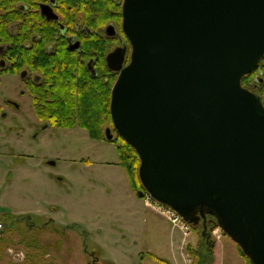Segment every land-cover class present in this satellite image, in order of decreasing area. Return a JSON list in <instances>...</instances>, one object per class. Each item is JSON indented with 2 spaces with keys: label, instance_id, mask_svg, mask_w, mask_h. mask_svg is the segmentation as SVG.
Segmentation results:
<instances>
[{
  "label": "water",
  "instance_id": "95a60500",
  "mask_svg": "<svg viewBox=\"0 0 264 264\" xmlns=\"http://www.w3.org/2000/svg\"><path fill=\"white\" fill-rule=\"evenodd\" d=\"M122 14L111 115L145 190L190 224L216 215L264 264V104L241 83L264 56V0H123Z\"/></svg>",
  "mask_w": 264,
  "mask_h": 264
},
{
  "label": "rangeland",
  "instance_id": "374dc122",
  "mask_svg": "<svg viewBox=\"0 0 264 264\" xmlns=\"http://www.w3.org/2000/svg\"><path fill=\"white\" fill-rule=\"evenodd\" d=\"M118 46L128 53L124 40ZM7 100L21 108L8 105L0 115V264L25 262L43 248V260L59 264H87L84 248L112 264H161L151 254L176 264L174 252L177 264H194L190 248L199 247L201 230L175 227L137 196L115 141L39 119L20 75L1 76L0 103ZM171 225L182 248L171 245ZM217 229L212 236L226 237V261L234 247L238 256L234 240Z\"/></svg>",
  "mask_w": 264,
  "mask_h": 264
},
{
  "label": "trees",
  "instance_id": "16d2710c",
  "mask_svg": "<svg viewBox=\"0 0 264 264\" xmlns=\"http://www.w3.org/2000/svg\"><path fill=\"white\" fill-rule=\"evenodd\" d=\"M48 1L0 0V44L6 46L13 61H19L17 68L45 77L43 86L31 89L41 120L63 128L79 126L98 140L108 139L106 130L111 129L120 165L128 172L130 185L139 197L138 192L145 191L139 175L141 160L115 129L110 107L118 72L109 68L107 54L122 40L128 44L125 64L131 54V44L122 29L123 0H56L55 14L59 21L42 13L41 7ZM61 24L66 27V34H62ZM110 25L116 27L115 36L106 32ZM75 36L81 42V54L69 47V38ZM54 43V52L50 53L49 47ZM241 83L256 92L264 104V57L258 69L244 75ZM218 226L216 215L208 212L198 225H193L195 231L201 230L199 247L190 248L194 264H214L216 239L212 231ZM237 247L246 264H253ZM46 251L43 248L33 252L27 261L18 264H42ZM151 256L161 264H173L155 254Z\"/></svg>",
  "mask_w": 264,
  "mask_h": 264
},
{
  "label": "flooded vegetation",
  "instance_id": "af4514ba",
  "mask_svg": "<svg viewBox=\"0 0 264 264\" xmlns=\"http://www.w3.org/2000/svg\"><path fill=\"white\" fill-rule=\"evenodd\" d=\"M56 5H57L56 4V0H49L48 2H44L42 7H41L42 13L49 19L53 18V17H50V16L47 15L45 9H47V10L50 9L54 13H56ZM56 20L59 21L58 19H56ZM62 26H64V25H62V24L60 25L61 32H62V34H66L67 33V29L64 26V31H62ZM106 32H107V28H106ZM55 45H56V43H54L52 46L49 47L48 51L50 53L54 52ZM69 47H70V49L76 50L79 54H81V42H80L78 37L75 36V37H70L69 38ZM117 47H118V45L115 46V48H117ZM112 51H110V52H112ZM17 64L20 65L19 61L18 60L13 61L11 55L8 54L6 46L0 44V79H1V76L5 75V74L20 75L22 80H23V82H24V84H25V86H26L27 91L29 92V94H30V96L32 98V105H33V108H34V111H35L34 98H33V95L31 93L32 92L31 89L36 90L39 86H43L45 84L46 79L40 73L31 72L30 70H28L26 68H21V67L17 68V66H16ZM253 85H255V83H253ZM251 91H253V90H251ZM8 105H17L18 108H21V106L18 105L15 101L7 100L6 102H3V104L0 103V115L3 113V110ZM35 113H36V111H35ZM44 121H46V120H44ZM46 122H49V121H46ZM2 217L3 216L0 214V218H2ZM4 229H6V225H3V229L0 230V238L3 237ZM2 252L5 253L3 250H2ZM67 252L69 253V256H70V254H72V252H73V249L69 248ZM0 254H1V251H0ZM47 255H48V253H47ZM84 255L87 258L86 259L87 264H112V263L104 262L103 259H102V256L99 255L96 250H89L88 248H84ZM44 263L45 264H59L58 261H56V260H48V261H44L43 260L42 264H44ZM113 264H115V263H113Z\"/></svg>",
  "mask_w": 264,
  "mask_h": 264
},
{
  "label": "crops",
  "instance_id": "0c3cea01",
  "mask_svg": "<svg viewBox=\"0 0 264 264\" xmlns=\"http://www.w3.org/2000/svg\"><path fill=\"white\" fill-rule=\"evenodd\" d=\"M171 227H172L171 245L175 246L176 244H178L182 248L183 245H185V244H183L184 243L183 235H182L181 238L179 237L176 240V238L174 236V233H175V231L178 228H174L172 225H171ZM225 238L220 237V238H218V241L216 242L215 262H214V264H246L245 262L242 263V260H240V259H242V256L240 255V252H239L238 256L236 255V248L235 247L233 248L234 252H233V254H231L229 261H226V251H225L226 241H225ZM235 246L237 247V244H235ZM237 250H238V247H237ZM173 254H174V259H175L176 264H177L178 263V259H177L176 255H175V252ZM167 260H169V259H167Z\"/></svg>",
  "mask_w": 264,
  "mask_h": 264
},
{
  "label": "built area",
  "instance_id": "2783aa9c",
  "mask_svg": "<svg viewBox=\"0 0 264 264\" xmlns=\"http://www.w3.org/2000/svg\"><path fill=\"white\" fill-rule=\"evenodd\" d=\"M145 202L148 206L154 208H159L163 215H166L170 222L176 227L183 229H188L189 225L183 220L180 214L174 211L172 208L160 203L158 200L154 199L150 194H147ZM3 227V223L0 221V229Z\"/></svg>",
  "mask_w": 264,
  "mask_h": 264
}]
</instances>
